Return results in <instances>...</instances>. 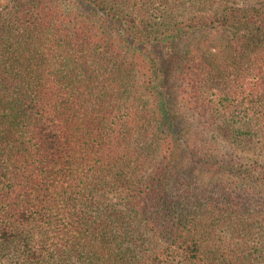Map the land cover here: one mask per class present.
<instances>
[{
    "label": "trees",
    "instance_id": "trees-1",
    "mask_svg": "<svg viewBox=\"0 0 264 264\" xmlns=\"http://www.w3.org/2000/svg\"><path fill=\"white\" fill-rule=\"evenodd\" d=\"M257 149L264 0H0V264H264Z\"/></svg>",
    "mask_w": 264,
    "mask_h": 264
},
{
    "label": "rangeland",
    "instance_id": "rangeland-1",
    "mask_svg": "<svg viewBox=\"0 0 264 264\" xmlns=\"http://www.w3.org/2000/svg\"><path fill=\"white\" fill-rule=\"evenodd\" d=\"M241 4V3H240ZM195 14H198V12L196 11ZM167 56V54H166ZM169 92L172 96V98H174V102L177 103V94L179 92V81L178 79L174 76V75H170L169 76ZM253 155L256 157H264V151H261V150H256ZM191 161L187 158L184 159V164L186 166H190V173L194 176V181L195 183H197L198 181L200 182H208L212 176L207 172L205 171L204 169H202L198 164H193V165H190Z\"/></svg>",
    "mask_w": 264,
    "mask_h": 264
}]
</instances>
